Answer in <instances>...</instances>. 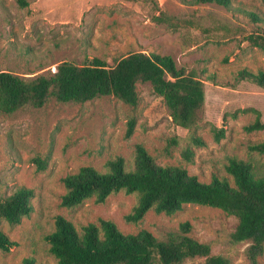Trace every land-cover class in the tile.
<instances>
[{
  "label": "rangeland",
  "instance_id": "obj_1",
  "mask_svg": "<svg viewBox=\"0 0 264 264\" xmlns=\"http://www.w3.org/2000/svg\"><path fill=\"white\" fill-rule=\"evenodd\" d=\"M26 1L22 7L18 0H0V70L31 77L48 74L61 61L81 65L98 57L113 65L130 52L171 55L178 67L194 69L204 82L203 118L197 126L204 145L194 147L192 163L180 155L185 141L167 146L171 137H185L187 130L172 121L149 82L136 84L135 106L113 96L83 103L51 98L41 108L0 112V196L19 186L34 190L28 216L15 224L0 218V229L18 243L0 251V262L21 264L32 256L35 264H58L44 236L54 229V218L60 214L76 226L105 218L124 233L146 229L160 239L188 221L189 235L208 243L211 254L224 255L231 264H247L248 243L231 239L237 219L219 208L186 204L171 216L150 210L139 223L131 224L123 217L134 205V195L119 192L102 203L88 199L67 209L60 205L65 192L61 178L84 165L104 171L105 162L116 156L132 169L136 143L143 144L157 163L182 165L202 182H209L213 174L228 175V156L249 161L264 174V154L247 150L249 143L264 139V128L246 131L256 114L241 111L257 109L264 122V89L234 78L242 67L264 71V52L245 40V35L263 29L264 21L253 22L239 10L264 19V0H232V10L192 0ZM210 74L214 81L207 79ZM130 118L134 129L126 136ZM213 127L224 129L218 140ZM35 156L47 159L44 169H38ZM203 261L194 257L181 264ZM259 262L264 264V253Z\"/></svg>",
  "mask_w": 264,
  "mask_h": 264
},
{
  "label": "trees",
  "instance_id": "obj_2",
  "mask_svg": "<svg viewBox=\"0 0 264 264\" xmlns=\"http://www.w3.org/2000/svg\"><path fill=\"white\" fill-rule=\"evenodd\" d=\"M18 2L22 7L28 5L26 0ZM192 2L213 3L233 9L232 0ZM239 10L253 22L264 21L252 11ZM245 40L264 52V28L245 35ZM234 78L237 82L248 81L264 89L263 70L242 67ZM207 79L214 81L215 75L210 74ZM138 82H149L153 92L162 97L172 121L187 130L185 137H171L167 146L185 141L180 155L183 161L192 163L194 147L204 145L197 132L203 118L204 82L194 69L178 67L168 54L130 52L113 65L98 57H92L81 65L61 61L48 74L31 77L0 70V112L11 114L26 106L41 108L51 98L59 102L83 103L113 96L135 106ZM249 110L256 117L244 129H263L264 122L257 109H241L242 112ZM134 124V119L130 118L126 136L132 134ZM212 130L217 140L224 135L222 128L213 127ZM247 150L264 154V139L249 143ZM32 160L38 169L46 167L47 159L35 156ZM104 168V171H99L84 165L75 173L62 177L65 192L61 195L60 205L73 209L88 199L102 203L110 195L123 192L136 197L134 205L123 217L131 224L139 223L150 210L171 216L186 204L216 207L237 219L231 239L248 243L245 249L247 264H260L259 258L264 253V174L257 172L251 162L228 156L225 164L228 175L213 174L209 182H202L182 165L157 163L143 144L136 143L132 169L126 168L122 156L108 159ZM33 196L34 190L26 186L0 196V218L10 224L18 223L33 210ZM190 230V223L184 221L177 230L160 239L146 229L124 233L110 219L99 218L97 222L76 226L58 214L54 218V229L44 239L58 264H181L194 257H203L202 264H231L228 257L211 254L210 245L190 236ZM17 245L0 229V251H9ZM21 264H35V259L25 257Z\"/></svg>",
  "mask_w": 264,
  "mask_h": 264
}]
</instances>
